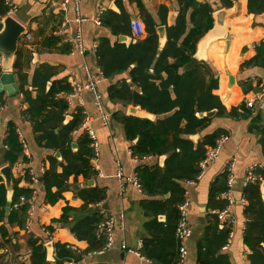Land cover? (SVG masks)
I'll return each mask as SVG.
<instances>
[{
	"label": "trees",
	"instance_id": "obj_1",
	"mask_svg": "<svg viewBox=\"0 0 264 264\" xmlns=\"http://www.w3.org/2000/svg\"><path fill=\"white\" fill-rule=\"evenodd\" d=\"M220 1L224 7L231 8L232 1L235 0ZM193 2L194 0H185L175 23L170 27L166 26V44L159 54H156L158 37L155 24L152 22L145 24L146 37L130 44L128 48L102 38L96 50L98 66L105 79H111L114 75L126 71L130 78L129 84L122 79L109 86L107 91L109 101L124 108L139 107L157 116L155 121H150L127 116L123 112L115 114L123 126L126 139L135 141L130 146L133 158L142 160L147 157L166 156L162 167L141 166L135 171L141 192L149 198L140 202L148 221L144 226L147 235L139 252L153 264L177 263L179 249L175 237L179 219L177 207L185 198L181 184L196 179L200 173L199 164L207 148L215 146L216 141L222 135H226L224 130L217 129L201 136L196 143L189 140V136L203 132L211 121V118L199 117L198 114L215 111V117L232 119L247 118L251 114L250 108L244 103L231 108L230 111L226 110L220 99L212 94L218 87V80L205 63H197L189 71L181 70L193 59L200 39L213 27L212 10L207 4L193 9L187 22L186 13ZM247 10L251 15H261L264 13V0H247ZM7 12L8 8L0 1V16L6 17ZM100 21L102 26L110 30L112 36L130 35V21L126 16L117 17L109 13L104 14ZM254 50L255 55L244 61L239 69L259 70L262 74L258 77L264 76V40L257 43ZM24 56L23 49H18L12 65L19 94L27 104L23 115L32 124L36 143L44 149L58 151L63 159V163L60 164L62 172L58 174L56 158L49 157L50 168L42 176L45 196L50 203H55L60 197V192L52 194L51 188L56 187L57 191H60L70 176L74 178L82 176L87 181L95 178L96 172L91 165L93 149L86 132L81 130L77 136L73 134L80 130L83 122L81 109L76 108L71 114V120L64 123L69 109L66 96L72 90L67 79H53L55 71L48 66H40L34 71L28 83V76L23 72ZM168 59H172L173 62L168 63ZM132 64L135 66L130 68ZM162 72L167 75L164 80L161 77ZM155 81H159V84L156 85ZM132 86L138 87L139 92L133 90ZM170 87L175 95L173 99L170 97ZM240 87L244 94L256 90L251 79L242 81ZM32 91H35V97H32ZM239 98L240 96H231L226 106L236 104ZM72 143L76 145L75 150L71 147ZM258 143L264 156V126L260 129ZM4 146L2 163L10 168L20 158L23 163H28L16 127L12 124L8 125ZM23 179L29 184L28 170L25 171ZM18 184L19 180H13V195L8 205L6 189L0 177V222H4L0 226L1 251L4 247L14 248L15 235H10L6 227L17 224L24 229L28 201L32 199L34 193L32 188L19 187ZM259 185L260 183L248 184L242 190V197L247 202L243 210L245 217L243 245L249 251L250 264H264V200ZM226 191L227 172L224 170L212 182L208 191L207 209L214 213L208 215V223L201 240L197 243V264H231L228 256L221 252L227 243L230 229L225 226L220 229L215 214L226 207L227 202L222 198ZM77 194L83 199L84 206L79 210L64 207L61 217L54 223L68 224L69 214L79 212L82 215L68 224L70 232L77 240L87 242L86 252L99 251L106 244L105 235L98 232L103 218L97 211H90L87 208L88 205L102 201L105 198V191L91 187L82 189ZM21 197L26 200L23 204H19ZM15 205L18 207L15 208ZM7 206L10 207V211L6 215ZM159 215L165 216L163 222L158 221ZM27 244L31 251L30 264H65L73 261L74 255L64 245L58 243L54 245V262L49 263L46 261L45 248L37 244L36 239L30 237ZM3 254L0 253V264H4Z\"/></svg>",
	"mask_w": 264,
	"mask_h": 264
},
{
	"label": "crops",
	"instance_id": "obj_2",
	"mask_svg": "<svg viewBox=\"0 0 264 264\" xmlns=\"http://www.w3.org/2000/svg\"><path fill=\"white\" fill-rule=\"evenodd\" d=\"M11 1L16 7V11L11 17L26 30V34L18 42V49H23L25 53L23 72L28 76V83L34 71L40 66L52 68L55 71L53 79L66 78L70 86L73 84L85 85L89 81L88 76L93 77V80L96 81V90L101 96L102 111L108 118L104 124L99 118L100 114L94 105L92 94L87 90L81 91L70 101L64 123L71 120V114L75 112L76 108L81 109L82 114L84 113L88 118L98 150V157L94 160L91 159L96 176L91 179L93 180L92 186H87V180H84L82 176L76 178L70 176L60 191H57L56 187L51 188V193L57 192L58 194L60 192V197L55 203H50L48 197L45 196L43 182L37 181L36 184L29 185L23 177L25 171L30 170L37 180L43 179L44 172L50 168L48 158L55 157V154L59 152L44 149L36 143L32 124L23 115L27 104L23 102L22 95L8 96L6 92L0 91V168L5 166L1 162L5 150L4 139L8 125L12 124L16 127L21 144L23 143L25 146L23 154L28 159V163L25 164L20 158L10 168L12 178L19 180V187H29L34 190L32 199H30L33 204V214L25 224L29 233L25 232V227L21 229L17 224L6 227L9 230L8 233L15 235V238L13 240L14 248L9 247L10 253L3 254L4 264H30L31 251L27 244L30 237L36 239L37 244H41L44 248L48 243L52 244V256L49 259L46 251V261L49 263L54 262V245L58 243L64 245L74 255L73 261L69 262L73 264H153L139 252L143 239L147 235L144 226L148 221L140 202L149 198L131 183L126 182L121 187L115 173L121 167L124 176L131 178L135 176L138 167L154 165L162 167L166 156L147 157L142 160L131 156L130 146L135 141L131 142L126 139L123 126L115 114L123 112L127 115V109L134 106L124 108L120 104L112 103L107 94L111 84L122 79H125L128 84L130 83L128 72L116 74L111 79H105L99 69L96 56V50L102 38L109 39L111 43L123 44L125 48H128L130 44L143 40L146 37V32L140 39H133L131 34H121L115 37L106 27L96 26L94 20L96 18L100 20L104 14L111 13L117 17L126 16L129 21L134 20L133 17H135L144 26L146 22H152L155 24L158 37L156 54H159L166 44V26L170 27L175 23L185 0H79L78 14L86 19L79 26L83 46L82 54L73 52V39L77 32V25L74 22L75 11L71 1L65 8L61 6L62 0ZM203 4H207L211 8L212 18L217 11H230L225 21L228 40L217 39L208 44L201 53L197 44L193 58L197 59V63H205L217 78L218 87L212 91V94L220 99L227 111L244 103L246 107L250 108L251 114L242 119L215 117L214 115L203 132L188 137L189 140L196 143L201 136L222 129L226 132L228 141L219 152L218 158L205 168L195 185L181 184L185 191L184 197L189 201L188 223L191 229V236L184 243L186 256L181 264H197V243L201 240L203 230L208 223V215L214 213L207 209L208 191L212 182L222 174L226 165L231 161L235 163L233 169V199L235 201L230 207L234 223L227 243L222 247L221 252L228 256L231 264H250L249 251L243 245L245 230L243 210L246 205H242L237 198L240 196L239 193L242 194L244 177L251 165L259 164L261 169L257 173H260L264 178V156L258 143L260 129L264 126V101L249 107L247 101L251 97L252 91L244 94L240 87L242 81L252 80L262 72L255 69L240 71L239 68L244 61L255 55V45L264 40V13L258 16L249 14L247 0L232 1L231 8L224 7L220 0H194L186 13L187 22L191 11ZM2 19L0 16V27ZM159 28L163 30L162 35L158 31ZM121 36L125 38L123 41L119 39ZM172 62V59H168V63ZM134 66L135 64H132L130 68ZM229 74L235 80L230 89H228ZM161 77L163 80L166 79V73L162 72ZM15 80L17 82L16 76ZM155 84L158 85L159 81H155ZM132 89L138 92L140 90L135 86H132ZM169 91L170 97L173 99L175 95L171 87ZM31 95L35 97V91H32ZM231 96H240V98L236 104L226 106ZM149 115L151 117L148 120L155 121L157 119V116ZM80 132L81 130L73 134L77 136ZM72 149L75 150L73 147ZM55 158L57 161L56 173L59 174L62 172L60 164L63 163V159L60 153L59 157ZM91 187L105 191V198L100 201V208L105 211L106 215L113 216L114 227L111 247L106 251L99 252L101 249L90 253L86 252L87 242L77 240L68 228V224L76 221L82 214L79 212L70 213L68 224H58L54 221L61 217L64 207L81 209L84 206V201L77 193ZM167 197L168 194L165 195V198ZM262 199L264 200V197ZM98 209L95 204L88 205L87 208V210L97 212ZM120 214L122 220L119 218ZM157 219L163 222L165 216L159 215ZM3 223V221L0 222V226ZM219 223L220 229L223 228L222 223L220 221ZM44 229L47 231L51 229L49 236ZM98 229V232H102L99 227ZM122 244L125 245V250L121 249ZM129 250L131 252H128ZM0 253H2L1 250ZM75 258L77 259L75 260Z\"/></svg>",
	"mask_w": 264,
	"mask_h": 264
},
{
	"label": "built area",
	"instance_id": "obj_3",
	"mask_svg": "<svg viewBox=\"0 0 264 264\" xmlns=\"http://www.w3.org/2000/svg\"><path fill=\"white\" fill-rule=\"evenodd\" d=\"M0 1H2L3 4L8 8L7 16H12L16 11V7L12 3V1L11 0H0ZM70 1L74 5V11H75L74 22L77 25V32H76V35L73 39V52H77L79 54H82L83 53V46H82V38H81L79 26L82 22L86 21V19L80 17L78 14L79 0H62L61 6L63 8H65L66 5ZM94 24L96 26H101V22H100L99 18H96L94 20ZM129 28H130L131 37L133 39H140L141 37H143L145 35V26L138 19L131 20ZM93 47L95 48L96 45L94 44ZM87 76H88V74H87ZM88 79H89V81L85 85L73 84L71 86V89H72L71 92L66 96V100L69 104L70 101L73 98H75L81 91H83V90L89 91L92 94L94 105L96 106V108L98 109V112L100 114L99 118L105 124L108 116L106 114H104L102 111L101 96L98 94V92L96 90V81L93 80V77H90V76H88ZM252 81H253V85L255 86L256 90L251 92V97L247 101L249 107H252L257 103L260 104L264 101V76L254 77V78H252ZM80 130H83L84 132H86V134L90 138V140H91L90 146L93 149L92 160L96 159V157H98L97 143L95 140L94 133L89 127L88 118L86 117V115L84 113H83V122L80 125ZM227 141H228V136L222 135L216 141L215 146L207 148L205 156L199 164L200 173L198 174V176L196 177L195 180L187 181V182H185V184L195 185L196 181L201 178V175H202L203 171L205 170V168L209 164L213 163L218 158L219 152L221 151L222 147L224 146V144ZM22 146H23V150H25V146L23 145V143H22ZM234 166H235L234 161H231L225 167V171L227 172V191L222 195V198L227 202V204H226V207L222 211L215 213L217 215L218 220L222 223V225L229 228L230 231H231V227L234 223L233 215L230 213V207L233 204V202L235 201L233 199V183H234L233 169H234ZM260 169H261V167L259 164H253L248 168L247 173L244 177V182H243L244 187L247 186L248 184H255V183L264 182V178L260 174L257 173V171ZM28 177H29V185H34L37 183V181H38L37 178L33 175L32 171H30V170L28 171ZM115 177H116L117 181L120 183L121 187H123V185L126 182H128V183L133 184L137 189H140V185L137 182L136 176H132L131 178L125 177L121 167H119L117 169V171L115 173ZM25 202H26V200L24 199V197H21L19 200V204H23ZM240 202L242 203V205H246V201L242 197L240 199ZM100 205H101L100 202L95 204V206L99 208L98 212L103 218L102 222L99 224V228L103 232V234L105 235V238H106L105 246L102 248L101 251H99V252H102V251L108 250L111 247L112 230L114 227V218L111 215H106L105 211L100 208ZM14 207L17 208L18 205H15ZM177 210H178V214H179V219H178V223H177V227H176L175 237L179 243V249H178V261L176 264H181L184 261L185 256H186V248H185L184 243L191 236V229H190V226L188 223L189 201L187 198H184V201L178 205ZM32 214H33V204L29 200L28 201L27 220L31 219ZM119 218H120V220H122L121 214L119 215ZM25 232L29 233V231L27 229V225L25 226ZM45 233L48 236L50 235V232L47 230H45ZM229 235H230V233H229ZM121 249L122 250L126 249L124 244L121 245ZM2 252L4 254L10 253L8 247H4ZM128 252H131V250H129Z\"/></svg>",
	"mask_w": 264,
	"mask_h": 264
},
{
	"label": "water",
	"instance_id": "obj_4",
	"mask_svg": "<svg viewBox=\"0 0 264 264\" xmlns=\"http://www.w3.org/2000/svg\"><path fill=\"white\" fill-rule=\"evenodd\" d=\"M230 14L228 10H220L214 13L213 19L214 24L211 30H209L198 42L199 48L201 46V51L206 47V44L209 40H217V39H225L228 40V35L226 33L225 21L226 17ZM253 16V15H252ZM135 19V17H133ZM159 33L162 35V28H159ZM26 34L25 28L18 23L11 16H6L1 20L0 27V91L6 92L8 96L19 95L18 85L15 80V76L13 74V58L18 50V42L21 37ZM120 40H124L125 38L121 36ZM197 59L193 58L189 63L185 64L182 67V71L191 70L196 64ZM235 83L234 77L232 75H228V89H230ZM149 115L147 112L140 110L136 107H129L127 109V116H133L138 118H146L148 119ZM215 115V111L206 112L203 114H198L199 117L212 118ZM72 147L75 148V145L72 144ZM55 157H59V153L55 154ZM0 177L2 178L3 185L6 189V200L9 205L13 195V178L11 174L10 167L5 165L0 168ZM39 183H42L43 180L40 178L38 180ZM87 186L93 185V180H89L86 182ZM260 192L262 197H264V182L259 185ZM237 200L240 201L242 194L239 193ZM10 211V207L7 206L5 208V214L7 215ZM47 254L52 256V244L48 243L46 246ZM65 264H73V263H65Z\"/></svg>",
	"mask_w": 264,
	"mask_h": 264
},
{
	"label": "bare ground",
	"instance_id": "obj_5",
	"mask_svg": "<svg viewBox=\"0 0 264 264\" xmlns=\"http://www.w3.org/2000/svg\"><path fill=\"white\" fill-rule=\"evenodd\" d=\"M213 41H215V40H209L208 41V43L206 44V46L208 45V44H210L211 42H213ZM200 53H201V46H200ZM148 117H151L150 115H147Z\"/></svg>",
	"mask_w": 264,
	"mask_h": 264
}]
</instances>
